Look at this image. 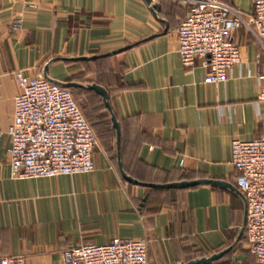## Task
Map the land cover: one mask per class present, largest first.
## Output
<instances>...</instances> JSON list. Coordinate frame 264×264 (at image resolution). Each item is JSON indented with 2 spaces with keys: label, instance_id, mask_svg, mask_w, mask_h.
<instances>
[{
  "label": "crops",
  "instance_id": "obj_1",
  "mask_svg": "<svg viewBox=\"0 0 264 264\" xmlns=\"http://www.w3.org/2000/svg\"><path fill=\"white\" fill-rule=\"evenodd\" d=\"M253 1L229 3L248 15ZM153 2L167 22L165 33L164 21L144 0H0V257L61 264L65 248L119 237L146 239L148 264H179L208 257L236 239L244 212L238 193L211 185L166 189L131 184L93 127V171L10 176L7 130L19 91L13 72L44 76L51 59L135 44L108 59L127 84L106 87L119 123L124 171L146 183L198 178L233 183L231 141L264 137V100L258 98L264 88V49L244 27L238 28L233 38L239 63L225 82L206 83L203 60L185 67L177 53L176 28L190 12L188 0ZM47 74L63 81L76 75L96 80L97 68L93 60H55ZM244 236L214 264H257Z\"/></svg>",
  "mask_w": 264,
  "mask_h": 264
},
{
  "label": "built area",
  "instance_id": "obj_2",
  "mask_svg": "<svg viewBox=\"0 0 264 264\" xmlns=\"http://www.w3.org/2000/svg\"><path fill=\"white\" fill-rule=\"evenodd\" d=\"M230 0H188L191 10L176 28L177 53L185 67L202 59L206 83H223L240 61L235 30L244 27L264 49V0H254L244 15ZM18 21L13 26L18 25ZM14 96L9 170L14 179L75 175L94 170L97 136L71 89L44 76L13 72ZM264 100V88L258 92ZM233 184L247 202V248L264 264V137L231 141ZM0 264H24L21 256L0 257ZM61 264H148L146 239L113 238L106 244L76 245L61 251Z\"/></svg>",
  "mask_w": 264,
  "mask_h": 264
},
{
  "label": "water",
  "instance_id": "obj_3",
  "mask_svg": "<svg viewBox=\"0 0 264 264\" xmlns=\"http://www.w3.org/2000/svg\"><path fill=\"white\" fill-rule=\"evenodd\" d=\"M147 4V6L149 7L150 11L152 12V14L154 15V17L160 21H164L161 18L158 17L157 12L160 9V5L158 2H153V0H144ZM165 23V30L164 33L167 31V22L164 21ZM144 41V40H142ZM139 43V42H138ZM135 44L133 45H127L124 46L122 48L107 52V53H103V54H94L91 56H80V57H74V58H66V57H58V58H54L51 59L47 62V64L45 65L44 68V77L60 86L69 88V89H85V90H93L95 93H97L98 95H100L102 97L103 103L106 107V109L108 110L109 114H110V121L112 124V127L114 128L115 132H116V163H117V167L118 170L122 176V178L134 185H140V186H146V187H158V188H166V189H184V188H190V187H194V186H199V185H211L213 187H218L221 189H230L236 193H238L243 201V206H244V212H243V219H242V223L241 226L239 228L238 234L236 239L234 240V242L229 245L228 247L224 248L221 251L215 252L213 254H211L208 257H200L197 259H193V260H189L187 262H181L179 264H214L215 261L219 260L223 255H225L227 252H229L232 248H234L236 246V244L238 243V241L240 240L241 236L243 235V233L245 232V228H246V215H247V202L246 199L244 197V195L238 190V188L231 182L227 181V180H223V179H207V178H198V179H192V180H180V181H175V182H169V183H164V184H159V183H146V182H141L138 181L137 179L133 178L132 176H130L129 174H127L122 166V162H121V157H120V149H119V143H120V128H119V123L112 111L111 108V104H110V96H109V92L107 91V89L97 83H81V82H77V81H63V80H58L55 78H51L48 74H47V67L55 60H70V61H89V60H95L98 57H104V56H111V55H115L119 52L125 51L131 47H133Z\"/></svg>",
  "mask_w": 264,
  "mask_h": 264
},
{
  "label": "trees",
  "instance_id": "obj_4",
  "mask_svg": "<svg viewBox=\"0 0 264 264\" xmlns=\"http://www.w3.org/2000/svg\"><path fill=\"white\" fill-rule=\"evenodd\" d=\"M191 10V6H190ZM187 15L183 18L185 19ZM182 19V20H183ZM109 56L98 57L93 60V63L97 68L96 80H85L84 75H76L70 77L67 81H77L85 83H97L103 87L117 85L119 87H126L127 84L122 81V78L119 76V70L117 68H112L108 63ZM108 88V87H107ZM76 98L80 100V105L83 111L86 113L88 122L94 128L97 136L101 142L105 145L107 150L111 153L113 159H116L115 151V131L112 127L110 121V115L106 109L102 97L95 93L93 90L85 89H71ZM110 92V90H108ZM246 239V235L243 237ZM236 247L229 251L233 252ZM249 252V251H248ZM250 253V252H249ZM252 255V254H251Z\"/></svg>",
  "mask_w": 264,
  "mask_h": 264
},
{
  "label": "rangeland",
  "instance_id": "obj_5",
  "mask_svg": "<svg viewBox=\"0 0 264 264\" xmlns=\"http://www.w3.org/2000/svg\"><path fill=\"white\" fill-rule=\"evenodd\" d=\"M73 95H74V93H73ZM74 97H75V99L78 101V103L80 104V100L79 99H77L78 97L77 96H75L74 95ZM77 97V98H76ZM81 106V105H80ZM82 109V108H81ZM83 111V110H82ZM83 113H84V116L86 117V113H85V111H83ZM86 119H87V121H88V118L86 117Z\"/></svg>",
  "mask_w": 264,
  "mask_h": 264
}]
</instances>
